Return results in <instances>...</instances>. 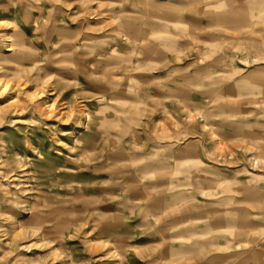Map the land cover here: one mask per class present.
Wrapping results in <instances>:
<instances>
[{"label":"rangeland","instance_id":"374dc122","mask_svg":"<svg viewBox=\"0 0 264 264\" xmlns=\"http://www.w3.org/2000/svg\"><path fill=\"white\" fill-rule=\"evenodd\" d=\"M0 264H264V0H0Z\"/></svg>","mask_w":264,"mask_h":264}]
</instances>
